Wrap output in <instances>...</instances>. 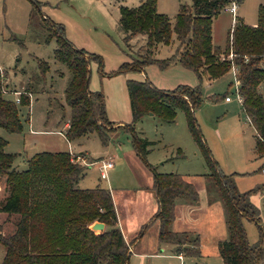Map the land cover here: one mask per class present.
I'll list each match as a JSON object with an SVG mask.
<instances>
[{"label":"trees","instance_id":"trees-1","mask_svg":"<svg viewBox=\"0 0 264 264\" xmlns=\"http://www.w3.org/2000/svg\"><path fill=\"white\" fill-rule=\"evenodd\" d=\"M232 0H191L190 5L179 4L173 22L156 9V0H141L137 6L119 8L118 26L125 38L143 34L145 43L138 56L121 64L116 71H142L150 63L165 67L178 62L194 71L197 77L205 73L208 79L217 78L236 66L240 104L255 130L254 150L264 156V3L257 8L254 25L235 17L227 31L225 46L221 49L211 42L213 17ZM241 0H236L240 2ZM39 11L40 2L31 0ZM32 12L30 13L31 16ZM48 37L55 38L54 58L63 63L70 77L64 88V98L70 116L64 130L70 140L87 132H96L105 143L108 134L117 127L131 136L132 146L152 174V188L156 193L157 208L151 220L158 221L157 240L172 244L177 254L199 255V238L188 231L170 229L174 206L178 198L191 203L198 201L194 184L177 172H158L146 161L153 143L135 129L136 122L149 112L163 122L174 121L176 110L185 116L188 131L201 152L208 172L204 174L205 188L211 200L217 197L224 209L226 237L217 243L223 264H259L262 256L260 242L247 240L243 219L253 221L259 241L264 229L258 224V210L249 200L255 189L239 191L233 174L219 168L206 144L194 110L201 103L198 86L179 84L173 89L154 86L146 77L127 79L131 121L112 125L105 115L104 97L100 90L88 88L89 61L99 56L76 48L65 36L61 24L41 16ZM172 34L177 45L171 56L158 59L153 56L159 44L168 45ZM20 44L22 42L13 37ZM232 57L228 58V54ZM41 73L48 69L45 61L37 59ZM4 72L0 70V127L8 132L21 131L18 105H28V96L19 94V102L3 95ZM28 89V87H27ZM6 141L0 138V176H4L6 195L0 201V211L14 214V229L4 233L0 224V244L4 253L0 264H128V244L117 226V218L109 189L94 186L79 188L84 175L83 165L73 161L67 151H39L26 161V168L12 167L14 155L4 151ZM180 155V151H176ZM264 169V161L259 167ZM100 221L105 229L95 233L89 228ZM142 226L138 236L146 228Z\"/></svg>","mask_w":264,"mask_h":264},{"label":"rangeland","instance_id":"rangeland-1","mask_svg":"<svg viewBox=\"0 0 264 264\" xmlns=\"http://www.w3.org/2000/svg\"><path fill=\"white\" fill-rule=\"evenodd\" d=\"M36 1L41 3L39 11L33 8L31 0H0L3 95L14 101L19 93H25L29 100L28 105L17 104L21 131L8 132L0 127V138L6 141L4 151L14 155L12 167L18 170L26 168L27 159L39 151H67L73 161H76L75 156L79 152L86 155L87 159L79 155L85 162L109 159L113 167L107 169L106 178H100V167L93 162L85 166L77 186L92 188L98 185L109 190L114 188V192L122 188L125 192L122 195L126 198L115 194L120 214L125 210L122 221L132 218L131 212L127 214L130 210L132 216H139L140 206L143 205V199L138 198L135 188L148 179L150 170L136 154L131 136L124 128L117 127L110 132L105 143L96 132H87L70 140L65 137L63 124L70 116V108L65 102L64 88L70 73L63 63L54 58L55 38H47L49 32L41 21V16H44L61 24L66 38L76 48L99 56L101 64L95 59L89 61L88 88L102 92L105 115L109 121L120 122V125L131 121L127 79L141 81L146 77L154 86L168 90L179 84L198 86L201 103L195 108L194 116L221 171L234 173L239 191L252 190L264 184V172L259 170L263 160L254 150L255 130L238 101L231 70L214 79H208L205 73H201L199 79L194 71L174 61L165 67L150 63L142 71L113 73L121 64L137 57L145 43L143 34L125 38V33L118 26L119 8L137 6L141 0ZM262 2L264 0H241L236 5L235 15L241 17L244 23L253 25L258 5ZM190 3L191 0H156V9L173 22L179 4ZM231 24L232 15L228 11L220 10L213 17V45L224 48ZM176 45V37L172 34L171 42L168 45L159 44L153 56L168 58ZM37 59L47 63L48 69L44 73L40 72ZM261 90L264 98V84ZM226 96L229 102L225 101ZM149 113L135 124L137 132L153 142L146 161L158 172L183 171L192 174L194 180L205 179L204 174L209 170L188 131L183 112L177 110L171 123ZM177 148L180 155H176ZM77 161L85 165L81 160ZM0 185L3 189V177L0 178ZM257 190L250 193L249 200L258 210V224L264 229V188L262 194L259 192L261 189ZM130 192L134 198H127ZM243 226L249 243L259 242L256 224L243 219ZM3 253L0 244V261Z\"/></svg>","mask_w":264,"mask_h":264},{"label":"crops","instance_id":"crops-1","mask_svg":"<svg viewBox=\"0 0 264 264\" xmlns=\"http://www.w3.org/2000/svg\"><path fill=\"white\" fill-rule=\"evenodd\" d=\"M222 10L230 12L227 8ZM225 101L229 102L230 99ZM67 121L63 124L64 129L67 126ZM118 123L120 122H112V125H120ZM176 151H179V148H177ZM78 154L83 155L85 159H87L85 154L81 152ZM216 157L218 158V156ZM260 158L264 161V156ZM178 173L194 184L198 192V201L191 203L186 199L178 198L175 201L174 219L170 223V229L175 232L188 231L192 234H196L199 238V255L193 256L177 254L173 251L174 246L172 244L159 242L157 240L158 221L151 220L152 215L157 208V200L156 193L152 188V174L149 172V175L147 176L148 179L143 183H139L135 188L137 189L138 198L143 199V205L140 206L141 210L139 211V216L134 217L132 216L131 210L127 211V214H130L131 212L130 217L133 219L128 218L122 221V213H124L125 210L121 212V214L119 212L120 208H118L119 206L115 198L118 196L115 194L120 195L121 198H126V195H122L125 194L124 190L122 188L116 192L113 191L114 188L109 190L116 213L117 225L124 241L129 246L128 264H223L217 250V243L226 237L223 206L217 197L213 196L211 200L209 199L205 188V179H202V181L198 177V180H194L192 179L193 175L189 172L180 171ZM237 173L241 174L243 172ZM2 177L4 188L2 189L0 185V201L6 195L4 176H0V178ZM263 185L264 184L262 183L259 186ZM122 191L124 193H121ZM259 192L262 194V189ZM133 196L134 195L130 192L127 198H134ZM14 219V214L8 215L7 213L0 211V224L4 233H11L13 231ZM146 224V228L138 236L140 229ZM103 229H105V225H103ZM259 242L260 246L262 247V256L259 260V264H264V236Z\"/></svg>","mask_w":264,"mask_h":264},{"label":"built area","instance_id":"built-area-1","mask_svg":"<svg viewBox=\"0 0 264 264\" xmlns=\"http://www.w3.org/2000/svg\"><path fill=\"white\" fill-rule=\"evenodd\" d=\"M236 5H237V2H236V0H232L231 1V3L229 4V6L228 7H226L229 11H230V13H231V15H232V24H231V26H230V28L233 26V24H234V21H235V11H236ZM232 57V53L230 52L229 54H228V58H231ZM231 71H232V73H233V77H234V87H235V92H236V94H237V98H238V100L240 101V98H239V96H238V93H237V88H238V82H237V75H236V66L234 65V64H231V69H230ZM2 92L4 93L5 92V90H2ZM17 93H15V95H16ZM20 94V93H19ZM19 94L15 97V100H14V102L17 104L18 102H19ZM229 98L226 96L225 97V100H228ZM75 160L77 161V160H81L85 165H89V164H91V163H97V165H99V167H100V173H99V176H100V178H106V176H107V173H106V171H107V169L108 168H110V167H112V165H113V163H112V161L111 160H103V159H98V160H95V161H91V162H85V160H84V158H81L79 155H77V156H75ZM72 159L74 160V158L72 157ZM78 162V161H77ZM262 171L264 172V169H262Z\"/></svg>","mask_w":264,"mask_h":264},{"label":"water","instance_id":"water-1","mask_svg":"<svg viewBox=\"0 0 264 264\" xmlns=\"http://www.w3.org/2000/svg\"><path fill=\"white\" fill-rule=\"evenodd\" d=\"M149 115H152V113H149ZM103 223L100 222V221H93L90 225H89V228L93 231H101L103 230Z\"/></svg>","mask_w":264,"mask_h":264}]
</instances>
